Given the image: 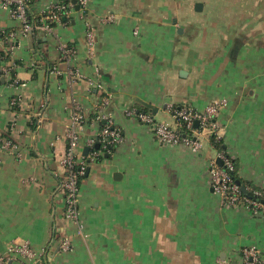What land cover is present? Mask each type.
Masks as SVG:
<instances>
[{"label":"crops","instance_id":"1","mask_svg":"<svg viewBox=\"0 0 264 264\" xmlns=\"http://www.w3.org/2000/svg\"><path fill=\"white\" fill-rule=\"evenodd\" d=\"M49 1L34 0V12ZM108 13L113 21L102 20ZM86 18L96 29L92 52ZM19 26L0 0L1 50ZM58 40L77 49L83 78L71 80ZM15 43L7 59L16 65L0 77V133L18 146L0 149V255L12 243L43 251L55 226L72 244L50 256L53 264H243L238 250L253 245L264 254V214L225 204L213 188L208 163L220 150L211 132L197 136V150L165 145L126 113L134 107L175 126V105L203 110L225 99L217 138L240 176L264 190V0H90L70 22ZM14 97L25 106L13 109ZM74 101L84 114L83 154L105 116L122 131L81 181L78 223L66 221L59 185Z\"/></svg>","mask_w":264,"mask_h":264},{"label":"built area","instance_id":"2","mask_svg":"<svg viewBox=\"0 0 264 264\" xmlns=\"http://www.w3.org/2000/svg\"><path fill=\"white\" fill-rule=\"evenodd\" d=\"M2 6L8 10L11 18L18 20L19 29L8 33L4 40L9 44V49L1 50L4 52V56L0 59V77L10 76L13 68L16 65L11 57L7 59L8 53L13 50L15 46V39L18 34L35 33L40 30L52 31L53 26L56 23H68V19L71 18L72 13L75 11V7L79 6V9L84 13L88 8L90 0H51L46 5L45 9L39 13V19L37 21L31 20L28 14L27 0H1ZM115 19L114 14L108 13L102 16L103 21H113ZM85 31L86 42L88 50L92 52L94 44L96 42V29L89 18L85 19ZM59 57L62 61H65L68 65V75L71 80L83 78L82 73L78 66L74 64V60L77 57V49L75 46L70 45L62 40H58ZM6 58V59H4ZM57 66H53V71H57ZM11 84H19L20 82L15 79L10 81ZM102 87L101 83L97 84ZM108 97L103 99V104L108 103ZM24 100L20 98H12L11 106L13 109L24 107ZM71 110V121L65 128V137L68 141V148L61 158L60 163L63 168V174L59 178V185L65 193V218L68 222L78 223L79 221V202H80V184L79 175L86 172L87 167L95 162L99 156L103 154L102 150L93 149L96 138H90L88 140V147L91 150L89 155V162L87 157L79 149L80 142V129L83 124L84 114L81 110V106L76 101L73 102ZM226 104L225 99H215L203 110H198L189 105H181L179 108L173 107V115L177 121L175 126L164 122H153V118L145 113L139 112L134 107L126 110L127 115L134 116L141 122L151 124L155 137L157 140L165 145L182 144L191 146L194 150L199 149L200 142L197 136L204 134L205 132H213L218 130V117L220 115L222 107ZM106 122L101 128L98 136H102V142L104 146L117 144L122 140V131L114 122L112 115L104 117ZM197 125H195V123ZM12 123L10 128H12ZM196 126H199L198 129ZM189 130V134H185L182 130ZM0 149L10 150L17 152L18 146L10 138L0 133ZM233 155L227 150H221L215 158H212L208 163V173L214 190L220 195L222 201L232 207H246L251 212L257 215L264 214V202L250 199L242 195L241 186L234 180L231 171L234 170L235 165L233 162ZM221 162V163H220ZM257 194L263 195L256 191ZM242 203H240V201ZM71 238L64 233V236L60 242L59 249L57 251H67L71 248ZM238 253L242 259L243 264H264V254L255 245L242 247L238 250ZM46 254V248L41 252H36L28 242L24 243H12L9 246L8 253L6 255H0V264H38L43 261V257ZM19 261V262H17ZM48 264H53L52 258Z\"/></svg>","mask_w":264,"mask_h":264},{"label":"trees","instance_id":"3","mask_svg":"<svg viewBox=\"0 0 264 264\" xmlns=\"http://www.w3.org/2000/svg\"><path fill=\"white\" fill-rule=\"evenodd\" d=\"M34 0H27V5H28V14H29V18L31 20H35L37 21L39 19V14H37V12H34V8H33V2ZM74 0H71V2H73ZM71 18L68 19V21L70 22ZM35 34V33H34ZM0 56H4V52H0ZM8 57V56H7ZM3 57H0V59H2ZM6 59V58H4ZM13 80V79H12ZM181 105H175L174 108H179ZM16 108V107H15ZM19 109V108H18ZM105 124V123H104ZM104 126V125H103ZM198 129H200L199 126H196ZM183 133L185 134H189L190 131L189 130H182ZM3 135H5L7 138H10L13 142H15L14 138L11 136L10 132H1ZM212 135V142L215 144V146L221 151L224 150V143L223 141L219 138H217L216 135V131L211 132ZM1 144V143H0ZM118 144V143H117ZM117 144H111V145H107L104 146L103 142H102V136H98L96 138V143L93 147V149H97V150H102L104 152L103 155L99 156L98 159L102 156L105 155H110L113 151L116 150ZM91 150H89L90 152ZM88 152V153H89ZM87 157V161L89 162L90 158L89 155H86ZM235 165V168L233 171H231V174L234 178V180L241 186L244 185L246 187V192H244L242 189V195L244 197L250 198V199H255L257 201L260 202H264V196L261 194H257L256 191H259L261 193L264 192V190L259 189L258 187L252 185L250 182H247L246 180H244L240 174H239V168H238V163L236 161V159H232ZM86 176V172L79 175V184H81L82 179ZM243 200L240 201V203H242ZM64 236V232L63 230L59 229L58 226H55L53 229V233H52V239L49 243V245L46 248V254L43 257V261L41 263L38 264H48L51 260L50 256H52V254L55 253V251H57L59 249V245L60 242L62 240Z\"/></svg>","mask_w":264,"mask_h":264},{"label":"water","instance_id":"4","mask_svg":"<svg viewBox=\"0 0 264 264\" xmlns=\"http://www.w3.org/2000/svg\"><path fill=\"white\" fill-rule=\"evenodd\" d=\"M202 6H203V4H202L201 2H198V3L196 4V8H197L198 10H200V9L202 8ZM76 7L79 8V6H76ZM28 35H29V36H32L33 33L30 32ZM197 123H198V122H196L195 125H197ZM88 151H89V147L87 146V147L85 148L84 154H87ZM220 163H221V162H220ZM89 170H90V166L87 167L86 173H89ZM241 189H242L244 192L247 191V190H246V187H245L244 185H241Z\"/></svg>","mask_w":264,"mask_h":264}]
</instances>
